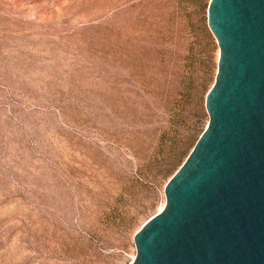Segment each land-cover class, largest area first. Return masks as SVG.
<instances>
[{
    "label": "rangeland",
    "instance_id": "rangeland-1",
    "mask_svg": "<svg viewBox=\"0 0 264 264\" xmlns=\"http://www.w3.org/2000/svg\"><path fill=\"white\" fill-rule=\"evenodd\" d=\"M210 0H0V264H130L209 123Z\"/></svg>",
    "mask_w": 264,
    "mask_h": 264
},
{
    "label": "water",
    "instance_id": "water-1",
    "mask_svg": "<svg viewBox=\"0 0 264 264\" xmlns=\"http://www.w3.org/2000/svg\"><path fill=\"white\" fill-rule=\"evenodd\" d=\"M209 123L134 235L130 264H264V0H210Z\"/></svg>",
    "mask_w": 264,
    "mask_h": 264
}]
</instances>
